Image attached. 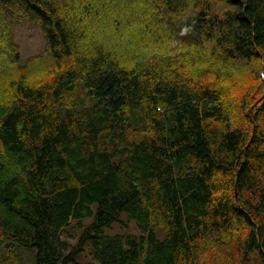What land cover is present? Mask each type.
Instances as JSON below:
<instances>
[{"label":"trees","instance_id":"16d2710c","mask_svg":"<svg viewBox=\"0 0 264 264\" xmlns=\"http://www.w3.org/2000/svg\"><path fill=\"white\" fill-rule=\"evenodd\" d=\"M150 12L164 32L128 37V20L146 25ZM4 13L45 39L31 62L40 76L23 67L0 97L8 264L22 249L34 264H213L208 248L264 264V0H0ZM1 24L0 63L14 66ZM162 33L222 61H259V85L232 110L219 81L130 59L138 45L142 59L158 52L148 47ZM123 217L139 235L111 233ZM72 225L76 245L61 239ZM86 252L93 260L79 261Z\"/></svg>","mask_w":264,"mask_h":264},{"label":"rangeland","instance_id":"374dc122","mask_svg":"<svg viewBox=\"0 0 264 264\" xmlns=\"http://www.w3.org/2000/svg\"><path fill=\"white\" fill-rule=\"evenodd\" d=\"M104 7L108 9L110 6L105 4ZM11 15L12 14L8 13L0 14V22L2 21L1 28L4 26L7 27L8 33L10 34L9 41L4 39V48L6 52L3 55L13 59L15 53H17L18 62L14 66L13 63H0L2 70H4L0 75V97L7 96L6 91L8 90L9 78L11 76H18L22 73L23 67L30 69L29 76H31V79L40 76V71L42 70L39 71V69H34L31 62L42 58L45 51V39L40 25L31 20H18L15 18L8 19ZM149 16H154V12H150L145 18H143L142 21H147L146 25H143L142 22L137 21L136 23L134 20H128V26L131 29L128 32V37H130L132 33L137 35L144 29H161V32H164L167 28L166 18L161 20L160 17L150 18ZM5 18H7L6 21H3ZM102 20L105 21L104 19ZM163 35V33L159 34L157 36V44H151L148 47L155 50L158 49V52H148L149 58L142 59L139 55L141 50L138 45L135 48L137 51L136 54L132 53L130 59L133 60V62L141 61L153 65L159 64L165 66L169 64L172 67H178V69L182 71L203 73L201 74L203 77L219 81L225 98L229 100L232 105V110L236 109L237 106L235 102H237V99L246 90L254 89L259 85V75L261 74H258V72L262 70L259 61L253 62L250 65L240 61H222L216 59L206 47H195L186 43L175 44L165 40ZM120 36L123 38L121 40L123 43L127 42V33H125L124 36L123 34ZM140 53L142 54V52ZM237 117L239 120L242 118L241 114H237ZM123 221L124 223H119L113 226L111 230L112 234L124 232L136 235L140 234L139 228L134 221H130L126 217H123ZM80 232V230H75L72 225L68 228L66 234L61 236V239L66 240L70 245H76L80 238ZM159 235L163 238L164 232L161 231ZM208 250L209 248L206 251H203L201 255V258L206 262H209L208 260L211 262L212 259H214V262H212L213 264H234L235 262V257L229 259V256L233 254L232 248L225 249L224 251H219L217 249L214 251L210 249V251L207 252ZM22 252V263L34 264V252L28 249H22ZM4 255V252L0 251V264H8L7 260L2 258ZM92 260L93 257L88 252L79 256V261L81 262H89ZM18 263L22 264L21 261Z\"/></svg>","mask_w":264,"mask_h":264}]
</instances>
